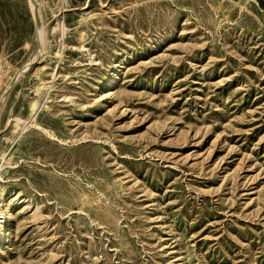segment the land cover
I'll return each mask as SVG.
<instances>
[{
    "label": "rangeland",
    "instance_id": "1",
    "mask_svg": "<svg viewBox=\"0 0 264 264\" xmlns=\"http://www.w3.org/2000/svg\"><path fill=\"white\" fill-rule=\"evenodd\" d=\"M31 1L45 50L0 0V264H264V0Z\"/></svg>",
    "mask_w": 264,
    "mask_h": 264
},
{
    "label": "bare ground",
    "instance_id": "2",
    "mask_svg": "<svg viewBox=\"0 0 264 264\" xmlns=\"http://www.w3.org/2000/svg\"><path fill=\"white\" fill-rule=\"evenodd\" d=\"M29 5H30V9H31V12H32V14L36 17V18H38L39 17V25L37 26L38 27V29H37V37H38V44L40 45V46H42L43 48H44V50L46 49V27H45V23H44V20L42 19V13H41V8L39 7V6H35L34 5V3L31 1V0H29ZM34 18V17H33ZM38 20V19H37ZM63 30V29H62ZM42 48V49H43ZM42 49H41V52H42ZM39 53V52H38ZM37 56H35V58H36ZM33 60V59H32ZM31 63V62H30ZM26 71V68H24V70L22 71V72H20V73H18L17 74V76H16V78L18 77H20L21 76V74L23 73V72H25ZM6 98V97H5ZM5 101V100H4ZM1 103V102H0ZM3 105V104H2ZM21 121V119L19 120L18 119V121H17V127H21V125H20V122ZM51 134V133H50ZM52 136H53V134H51Z\"/></svg>",
    "mask_w": 264,
    "mask_h": 264
}]
</instances>
